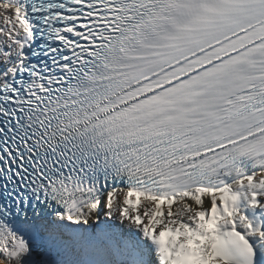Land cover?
Listing matches in <instances>:
<instances>
[{
  "label": "snow or ice",
  "instance_id": "snow-or-ice-1",
  "mask_svg": "<svg viewBox=\"0 0 264 264\" xmlns=\"http://www.w3.org/2000/svg\"><path fill=\"white\" fill-rule=\"evenodd\" d=\"M0 264H264V0H0Z\"/></svg>",
  "mask_w": 264,
  "mask_h": 264
}]
</instances>
